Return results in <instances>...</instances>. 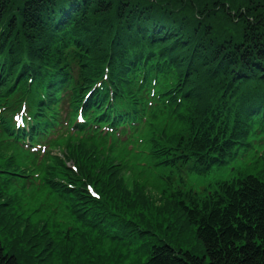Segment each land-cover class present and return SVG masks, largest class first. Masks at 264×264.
<instances>
[{"label": "trees", "instance_id": "obj_1", "mask_svg": "<svg viewBox=\"0 0 264 264\" xmlns=\"http://www.w3.org/2000/svg\"><path fill=\"white\" fill-rule=\"evenodd\" d=\"M0 90V264H53L62 245L77 259L101 255L76 248L74 228L25 212L32 177L19 171L39 169L17 151L31 142L63 144L78 168L88 163L74 178L55 159L49 187L90 231L116 228L118 264H264L263 175L185 188L188 174L208 173L264 133V0H0ZM23 106L27 126L17 128L12 113ZM157 117L165 123L143 152L184 187L159 200L139 181L127 185L110 147L90 158L89 145L65 137L128 138Z\"/></svg>", "mask_w": 264, "mask_h": 264}, {"label": "rangeland", "instance_id": "obj_2", "mask_svg": "<svg viewBox=\"0 0 264 264\" xmlns=\"http://www.w3.org/2000/svg\"><path fill=\"white\" fill-rule=\"evenodd\" d=\"M164 122V121H163ZM162 122V123H163ZM176 123L170 121L169 129L174 126ZM120 157H125L126 152L121 150L119 153ZM143 161L144 157L134 158L133 164H136L137 161ZM127 172L125 178L129 186L136 180H141L148 184L149 189L154 197L160 198V185L155 182L153 177L146 171L141 172L142 167L138 166H129L126 167ZM155 179L163 180V175L167 174L168 170L164 167L157 166L153 167L151 170ZM264 174V140L260 137L256 138L250 145H244L239 148L235 157L227 165L220 167H215L206 175L199 174H188L187 175V188L195 189L196 191H203L204 188L210 186V184L217 182L218 180H231L239 177L241 174ZM37 237H41L38 233ZM186 248V246H184ZM145 258H141L138 264H141ZM92 264V263H87Z\"/></svg>", "mask_w": 264, "mask_h": 264}]
</instances>
